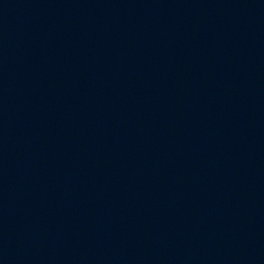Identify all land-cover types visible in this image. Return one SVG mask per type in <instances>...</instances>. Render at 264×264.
Returning <instances> with one entry per match:
<instances>
[{
	"label": "water",
	"instance_id": "1",
	"mask_svg": "<svg viewBox=\"0 0 264 264\" xmlns=\"http://www.w3.org/2000/svg\"><path fill=\"white\" fill-rule=\"evenodd\" d=\"M0 264H264V0H0Z\"/></svg>",
	"mask_w": 264,
	"mask_h": 264
}]
</instances>
